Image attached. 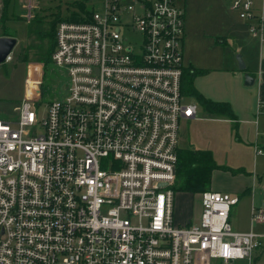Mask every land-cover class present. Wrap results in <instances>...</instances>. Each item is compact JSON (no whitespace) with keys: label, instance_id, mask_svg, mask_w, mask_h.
<instances>
[{"label":"built area","instance_id":"built-area-1","mask_svg":"<svg viewBox=\"0 0 264 264\" xmlns=\"http://www.w3.org/2000/svg\"><path fill=\"white\" fill-rule=\"evenodd\" d=\"M96 1L57 27L60 96L0 113V264H253L264 234L234 229L237 195L204 191L200 218L174 223L181 124L199 119L182 89L183 0ZM232 8L263 40L254 0Z\"/></svg>","mask_w":264,"mask_h":264},{"label":"rangeland","instance_id":"rangeland-1","mask_svg":"<svg viewBox=\"0 0 264 264\" xmlns=\"http://www.w3.org/2000/svg\"><path fill=\"white\" fill-rule=\"evenodd\" d=\"M82 6L89 10L98 7V3L96 0H0V37L12 35L18 39L13 50V60L0 64V113L4 117H15L24 99L44 101L40 108L43 111L47 101L58 98L65 90L67 83L64 70L56 67L52 61L41 60V56L48 55L51 37L39 31L41 28L49 29L58 20L54 34L65 17L79 14ZM231 8L232 2L229 5L228 0H186L183 63L185 66L219 67L218 73L207 72L200 75L195 85L213 101L230 102L232 109L235 108L240 114L234 110L236 116L251 119L252 122L238 126L236 120L210 113L200 101L194 99L192 101L198 104L199 119L182 122L179 144L182 148L210 150L218 161L220 170L235 173L238 171L236 168L244 167L249 173L258 175L264 185V153H255V146L264 149V136H261L264 132V112L257 117L254 110L257 84H245L248 70L241 69L237 59V55H241L245 64L252 68L246 60L250 58L253 63L257 62L260 38L251 34L249 26ZM228 21L235 28L243 30L244 41L250 52L249 58L244 51H236L230 40L225 45L218 41V37L225 35ZM30 23L31 35L28 34ZM132 38H137V35H132ZM25 55L26 61L23 59ZM256 121L259 122L258 126ZM245 127L247 132L244 131ZM256 131L260 136L255 138ZM241 139L248 140L247 147ZM174 193L175 225L185 227L189 221L196 222L201 214V193ZM255 197L256 205H261L264 197L259 194ZM250 203L242 197L239 204L232 207L233 214L236 210L242 211L236 220L243 226L249 224L247 215L250 213ZM234 229L238 230L237 227ZM255 231L264 232V223L259 224ZM261 240L262 245L254 252L256 258L253 264H264V238ZM197 257L194 264L216 263L203 254Z\"/></svg>","mask_w":264,"mask_h":264},{"label":"crops","instance_id":"crops-1","mask_svg":"<svg viewBox=\"0 0 264 264\" xmlns=\"http://www.w3.org/2000/svg\"><path fill=\"white\" fill-rule=\"evenodd\" d=\"M183 5L185 7V11H186V0H183ZM229 5L232 2V0H228ZM255 2V12L259 17H263V23H264V0H254ZM232 12L234 11L235 13H237L238 11L234 10L233 8H231ZM239 17V15H238ZM240 18V17H239ZM241 19V18H240ZM242 21H244L248 26V22L246 20L241 19ZM243 23V22H242ZM244 25V23H243ZM241 28H235L234 24L228 21V26L226 27V33H224V36H220L218 37V41L225 44H228L229 40L232 42V44L235 47V50H242L244 51L248 58L250 56V52L245 41H244V32L243 30H240ZM249 29V28H248ZM247 29V30H248ZM245 31V30H244ZM249 31V30H248ZM250 33V32H249ZM255 37V36H254ZM264 37V36H263ZM259 38V37H257ZM185 39H186V35H185ZM260 51H259V57L256 63H253V61H251V59L249 58L248 60H246L247 64H250V66H252V68L250 69L248 65H246V69L248 70V74L252 75L255 77V83L253 85L257 84V90H256V100L254 103V110L256 112L257 117L261 114L258 113V102L260 100H264V38L263 40H261L260 38ZM185 43V42H184ZM201 67H195V66H185L187 67H194L196 69H198L200 72L198 73V75L195 78V82L198 79V77L202 74H205L207 72L209 73H218L219 71V67H215L212 65L209 66H203L200 65ZM196 89L206 98H208V95L205 94V92H203L202 90H199V88H197V86L195 85ZM191 100H194L196 98L189 96ZM210 99V98H208ZM211 100H213L211 98ZM220 102H228V101H223V100H218ZM230 103V102H229ZM231 104V103H230ZM235 110V108H234ZM233 110V111H234ZM236 111V110H235ZM264 112V110L262 111ZM235 113V112H234ZM236 113H238L236 111ZM239 114V113H238ZM240 115V114H239ZM236 118V119H235ZM234 119L231 120H236L235 122H237L238 126L239 124H245V123H251L252 120L249 119H240L238 116L235 115ZM194 120H198V119H193L191 121ZM259 122L256 121V125L258 126ZM248 130L246 127L244 128V131ZM247 132V131H246ZM260 133H258L257 131L255 132V138L259 137ZM261 136H264V132L262 133ZM240 139V138H239ZM241 141L244 142V145L247 147L248 140L244 141L243 139H241ZM180 148H182L180 146ZM260 149V147L255 146V153L256 155H260L261 153H257V151ZM263 150L264 153V149ZM218 162V161H217ZM238 169L237 172L233 173L230 171H223L220 169H217L214 171L213 173V178H212V184H211V190L214 191H220V192H227L233 195H237L239 197V202L241 200L242 197L248 199L251 203H250V213H248L247 217H249V221L247 225L243 226L240 224V222H238L236 219L238 218L239 214H242V211L240 210H236L235 213L233 214V211L231 212V223L233 225V227H237L238 230L240 232H248L251 230L255 231V228L259 225L256 224L254 225L252 223L251 220V213H252V208L253 206H257L256 205V201H255V196L257 194H259V196H263V190H264V185L261 184L262 179L259 178L258 179V175H255L253 172H248L247 170H245L244 167H240V168H236ZM259 191V192H258ZM253 194V196L251 195ZM238 202V204H239ZM237 204V205H238ZM235 205V206H237ZM189 223H191V221H189ZM188 223V224H189ZM260 234H264V232H258ZM256 258V257H255ZM254 258V259H255Z\"/></svg>","mask_w":264,"mask_h":264},{"label":"trees","instance_id":"trees-1","mask_svg":"<svg viewBox=\"0 0 264 264\" xmlns=\"http://www.w3.org/2000/svg\"><path fill=\"white\" fill-rule=\"evenodd\" d=\"M82 11L86 8L82 6ZM65 20L78 21L79 14L71 15L70 18L65 17ZM56 20L52 23L49 29H40V33L48 34L51 37L50 49L47 56H41V60L45 62L52 61L51 53L54 52L57 43L56 31L53 34ZM35 28V27H34ZM28 34H32V24H29ZM35 30V29H34ZM12 36V35H4ZM53 55V53H52ZM27 56L23 57L26 61ZM53 63V61H52ZM200 71L194 67H187L184 69L182 89L188 96L196 98L206 108V110L213 114L228 116L231 119L235 118V113L229 102L213 101L203 96L195 87V78ZM179 159L176 170V181L172 186L174 191L188 192L192 194L202 193L211 190L213 173L220 168V165L215 160L212 151L210 150H195L192 148H179Z\"/></svg>","mask_w":264,"mask_h":264},{"label":"water","instance_id":"water-1","mask_svg":"<svg viewBox=\"0 0 264 264\" xmlns=\"http://www.w3.org/2000/svg\"><path fill=\"white\" fill-rule=\"evenodd\" d=\"M18 44V39L13 36H1L0 37V64H2L10 53L13 52L14 48ZM237 59L241 69H246V64L243 61L241 55H237ZM255 83V77L247 74L245 78L246 85H253Z\"/></svg>","mask_w":264,"mask_h":264}]
</instances>
